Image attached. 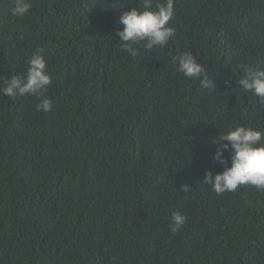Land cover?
<instances>
[{"label": "trees", "instance_id": "16d2710c", "mask_svg": "<svg viewBox=\"0 0 264 264\" xmlns=\"http://www.w3.org/2000/svg\"><path fill=\"white\" fill-rule=\"evenodd\" d=\"M31 2L17 18L14 0H0V82L43 49L52 110L0 94V264H264V192L217 195L202 182L223 171L221 134L264 132V104L237 84L246 68L264 70V0H174L175 41L141 42L136 57L115 33L143 0ZM185 52L216 89L177 72ZM177 212L186 221L173 233Z\"/></svg>", "mask_w": 264, "mask_h": 264}, {"label": "clouds", "instance_id": "9594fccd", "mask_svg": "<svg viewBox=\"0 0 264 264\" xmlns=\"http://www.w3.org/2000/svg\"><path fill=\"white\" fill-rule=\"evenodd\" d=\"M32 8L31 0H14L11 15L17 18L26 16ZM144 10L139 11L132 8L131 11H123L119 24L122 30H117L115 35L119 37V46L122 52L131 57L138 55L135 45L143 42L145 51H153L156 48H163L167 43L172 45L178 33V28L174 16V0H165L158 3L153 10V0H143ZM103 18L104 16H97ZM3 19V18H2ZM172 20V21H171ZM43 49L35 50L28 57L23 77L12 76L10 79L0 82V94L8 98L24 97L26 95H36L39 102L36 104V111L47 113L52 110V101L43 93L53 95L54 77L48 73L47 61L43 55ZM178 65L177 72L188 79H200L202 89L212 91L216 89L214 80L204 76V68L194 56L185 52L176 58ZM165 66L162 62L156 64ZM137 103L142 107L148 101L147 88L150 87L152 78L144 74L138 79ZM238 86L245 92H251L259 98V102L264 104V70L246 68L245 75L238 81ZM152 109L153 104L151 103ZM174 113L172 105L169 107ZM219 140V142H217ZM183 144L184 142H178ZM216 151L213 160L223 167L222 172L215 175L211 171H206L202 182L209 185L211 190L217 195L225 192H235L240 186L249 185L259 192H264V132L252 127L237 126L234 130H229L227 134H221L213 141ZM190 146V143H189ZM228 153V157H225ZM20 154V153H18ZM229 160L231 166L229 167ZM261 205H257L259 212L264 203V196L260 198ZM186 217L180 213H173L170 228L176 233L185 223ZM134 222H130L127 231H133Z\"/></svg>", "mask_w": 264, "mask_h": 264}]
</instances>
